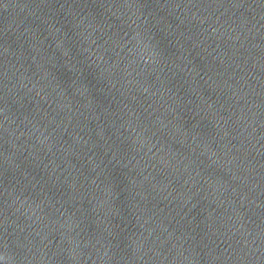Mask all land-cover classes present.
Segmentation results:
<instances>
[{"label":"water","instance_id":"95a60500","mask_svg":"<svg viewBox=\"0 0 264 264\" xmlns=\"http://www.w3.org/2000/svg\"><path fill=\"white\" fill-rule=\"evenodd\" d=\"M0 264H264V0H0Z\"/></svg>","mask_w":264,"mask_h":264}]
</instances>
